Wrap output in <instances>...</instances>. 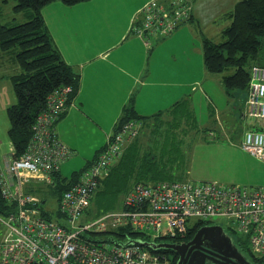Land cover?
<instances>
[{
	"label": "built area",
	"instance_id": "obj_1",
	"mask_svg": "<svg viewBox=\"0 0 264 264\" xmlns=\"http://www.w3.org/2000/svg\"><path fill=\"white\" fill-rule=\"evenodd\" d=\"M194 0H151L136 18L132 32L152 47L154 39L173 34L192 16ZM70 89L53 92L47 108L33 126L26 151L8 166L0 163L3 196L15 210L0 215L5 233L0 238V264H170L167 255L153 253L144 242L177 240L185 243L192 218L211 225L228 221L246 240L255 257L264 258V187L219 184L213 181L136 183L118 212L80 224L124 146L140 133L143 123L130 120L109 137L99 157L77 176L58 198L59 220L42 207L47 198L27 190L31 183L55 189V175L73 151L58 137L56 125L67 110ZM248 116L264 122V66L251 69L246 102ZM241 148L264 162V129L248 130ZM164 222L167 229L159 233ZM126 228V236L116 234ZM155 230L158 235L151 236ZM140 232L145 240L131 239Z\"/></svg>",
	"mask_w": 264,
	"mask_h": 264
},
{
	"label": "crops",
	"instance_id": "obj_2",
	"mask_svg": "<svg viewBox=\"0 0 264 264\" xmlns=\"http://www.w3.org/2000/svg\"><path fill=\"white\" fill-rule=\"evenodd\" d=\"M150 1L89 0L75 5L57 1L43 9L54 44L65 62L80 74L79 91L56 125L58 137L73 151L59 173L68 181L95 161L131 102L138 115L152 116L187 96L192 99L194 94L195 99L201 90L206 93V38L198 36L197 29L220 17L229 20L226 15L241 0H196L192 18L173 36L154 41L151 50L132 32L136 18H141L142 8ZM19 73L16 61L0 54V163L4 167L15 158L8 109L17 103L12 77ZM262 123L258 121L248 130L264 129ZM64 168L75 170L65 176ZM26 189L42 196L55 192L35 182Z\"/></svg>",
	"mask_w": 264,
	"mask_h": 264
},
{
	"label": "trees",
	"instance_id": "obj_3",
	"mask_svg": "<svg viewBox=\"0 0 264 264\" xmlns=\"http://www.w3.org/2000/svg\"><path fill=\"white\" fill-rule=\"evenodd\" d=\"M1 1L8 2L9 0ZM12 1L15 3L13 8L15 13L21 14L26 20L21 23H4L0 21V54L10 56L16 61L20 69V73L12 77L17 103L8 109L11 123L9 134L15 148V157H19L26 151L31 141L34 124L40 114L47 108L48 97L56 90L68 88L70 89L68 107L80 88V74L73 66L65 62L54 44L43 17V9L45 6L57 1L66 5H75L89 0ZM226 17L231 21L223 33L226 40L217 43L206 38L203 41L204 65L209 74L221 75V82L229 97H241V95L249 93L252 67L255 65L264 66V0H241ZM182 26L173 34L154 40L157 42L164 41L173 36ZM152 48L153 43L149 49ZM132 100H134V97H132ZM166 116L170 117L175 123H179L183 118H193L195 121L196 116L191 96H187L169 109L152 116L138 115L133 102H131L130 105L125 107L119 124L123 125L129 120H139L142 121V129H144L146 126L150 127L158 124V122H163ZM135 150L132 146L126 149L121 159V165L123 164V166L118 167L116 165L111 169L109 177L107 176L102 182L100 190L103 187H106L107 191L114 190L121 183L120 181L127 177V175L123 176L127 171L128 175L133 176L132 170L136 162L134 160V157H136ZM144 158H140L141 164H143L140 169L148 166L149 162H153L148 155ZM139 171H137V183H152L169 178L159 169H153L148 175L144 172L139 173ZM78 174L74 173L73 180L69 181L61 177L60 174L55 175L54 190L59 197L72 182L77 180ZM171 179L174 178H169V180ZM14 210L15 203L3 196L0 185V215H8ZM57 217L59 220L61 219L60 216ZM209 224L210 222L198 221L193 228H189L184 240L186 242L190 241L201 227ZM127 231L126 228H121L116 234L126 236L125 232ZM233 234L230 233L232 236ZM129 235L134 240L146 239L140 232H130ZM168 240L177 242V240ZM234 241L244 251L249 249L247 241L240 236L238 238L234 237ZM150 251L167 255L170 258V264L178 263L179 256L171 250Z\"/></svg>",
	"mask_w": 264,
	"mask_h": 264
},
{
	"label": "rangeland",
	"instance_id": "obj_4",
	"mask_svg": "<svg viewBox=\"0 0 264 264\" xmlns=\"http://www.w3.org/2000/svg\"><path fill=\"white\" fill-rule=\"evenodd\" d=\"M14 6L15 3L12 0L0 2L1 22L21 23L26 20L21 14L15 13ZM228 23L229 20L220 17L215 23L205 24L198 28L197 35L201 37L202 34L203 37L211 38L217 43L223 42L226 40L223 28ZM220 77L221 75L206 74L205 80L203 77V90L206 93H200L201 90L195 95V99L194 94L192 95L195 121L193 118H183L179 123H175L166 116L163 122H158L150 127L146 126L134 140L124 146L121 156L111 168L116 165L123 166L121 159L126 149L132 146L136 149L133 176L128 175L127 171L123 174L127 177L121 180L114 190L107 191L106 187H103L98 191L90 208L81 218L80 224L91 223L105 214L122 210L126 197L137 183L138 170H140L139 173L144 172L148 175L153 169H159L169 178H174L162 181H213L219 184H235L250 188L264 186V164L239 146L245 132L258 122L248 116V108L245 104L248 93L241 97H229ZM0 115L3 116L1 110ZM121 127L122 125L118 122L114 133L118 132ZM147 155L153 162H149L148 166L140 169L143 166L140 158L145 159L144 157ZM73 170L75 169L69 171L64 168L62 173L65 176H70ZM44 196L47 198V202L42 205L43 209L49 211L52 217L57 219L58 193L54 192ZM197 223L198 219L196 218L189 221L192 228ZM211 225H220L229 234L234 233L233 236L231 235L233 239L239 236L238 233L232 231L226 220H215ZM166 229L167 223L164 222L159 233L163 235ZM4 233L5 228L0 224V238ZM149 233L151 236L158 235L155 230H151ZM249 246L248 244L250 249ZM250 251L247 250L246 253L252 257V251ZM257 258L258 264H264V258L259 256Z\"/></svg>",
	"mask_w": 264,
	"mask_h": 264
},
{
	"label": "water",
	"instance_id": "obj_5",
	"mask_svg": "<svg viewBox=\"0 0 264 264\" xmlns=\"http://www.w3.org/2000/svg\"><path fill=\"white\" fill-rule=\"evenodd\" d=\"M142 245L153 251L175 252L179 256L177 264H253L220 225H205L182 244L144 242Z\"/></svg>",
	"mask_w": 264,
	"mask_h": 264
},
{
	"label": "flooded vegetation",
	"instance_id": "obj_6",
	"mask_svg": "<svg viewBox=\"0 0 264 264\" xmlns=\"http://www.w3.org/2000/svg\"><path fill=\"white\" fill-rule=\"evenodd\" d=\"M158 243H175V242H173V241H171V240H161V241H159ZM237 246H238V244H236ZM238 248L245 254L246 253V251H244L243 249H241L240 248V246H238ZM248 251H250L249 249H248ZM251 252V251H250ZM246 256L251 260V263H253V264H258V260H257V258L251 253V256L252 257H250L247 253H246Z\"/></svg>",
	"mask_w": 264,
	"mask_h": 264
}]
</instances>
